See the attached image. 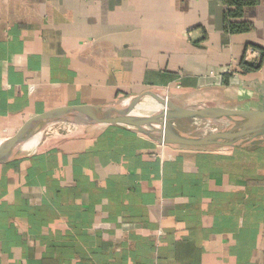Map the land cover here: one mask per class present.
I'll return each mask as SVG.
<instances>
[{
	"label": "crops",
	"instance_id": "1",
	"mask_svg": "<svg viewBox=\"0 0 264 264\" xmlns=\"http://www.w3.org/2000/svg\"><path fill=\"white\" fill-rule=\"evenodd\" d=\"M252 1V30L229 34L222 0H0V142L53 108L146 91L264 110V58L224 78L264 49ZM52 138L0 164V264H264V137L163 145L109 125Z\"/></svg>",
	"mask_w": 264,
	"mask_h": 264
},
{
	"label": "water",
	"instance_id": "2",
	"mask_svg": "<svg viewBox=\"0 0 264 264\" xmlns=\"http://www.w3.org/2000/svg\"><path fill=\"white\" fill-rule=\"evenodd\" d=\"M145 96L155 97L161 108L151 114L132 111ZM165 107V108H162ZM198 119L210 124L229 122L217 131L194 134L181 129L176 122ZM59 122L94 126H126L159 144L185 146H226L245 149L264 137V110H241L226 107H186L175 104L154 91L127 96L104 106L70 105L53 108L29 120L18 132L0 142V164H8L22 156L29 143H36L44 131Z\"/></svg>",
	"mask_w": 264,
	"mask_h": 264
},
{
	"label": "rangeland",
	"instance_id": "3",
	"mask_svg": "<svg viewBox=\"0 0 264 264\" xmlns=\"http://www.w3.org/2000/svg\"><path fill=\"white\" fill-rule=\"evenodd\" d=\"M164 93L166 95V92ZM156 105H157V100L155 97L145 96L144 98L141 99V101L138 104L133 106L132 111L137 114H151L157 110ZM228 123L229 122L227 121H220V122H217V124H210V123L198 120V119H183V120L177 121V125L181 129L189 133H194V134H207L213 131H217L219 129L226 127ZM74 126L75 125L72 126V123L70 122L56 123L51 126V129H52V130L50 129L51 131L48 129L47 131L43 132L42 138L51 136L53 137L52 139L54 140L60 137H64L66 135L78 133V131L74 129L75 128ZM52 131L54 133H51Z\"/></svg>",
	"mask_w": 264,
	"mask_h": 264
},
{
	"label": "trees",
	"instance_id": "4",
	"mask_svg": "<svg viewBox=\"0 0 264 264\" xmlns=\"http://www.w3.org/2000/svg\"><path fill=\"white\" fill-rule=\"evenodd\" d=\"M225 5L224 13V30L229 34L235 33H246L252 30V23L246 20H243V9L246 6L252 5L255 2L252 0H222ZM260 53L259 59L256 62H249L246 60H241L236 66L232 68V71L226 73L224 76L225 83L228 78L234 73H246L256 71L260 68L263 58H264V49L258 50Z\"/></svg>",
	"mask_w": 264,
	"mask_h": 264
},
{
	"label": "built area",
	"instance_id": "5",
	"mask_svg": "<svg viewBox=\"0 0 264 264\" xmlns=\"http://www.w3.org/2000/svg\"><path fill=\"white\" fill-rule=\"evenodd\" d=\"M260 56V53L258 50L249 48L245 50L243 60L249 61V62H256L258 61Z\"/></svg>",
	"mask_w": 264,
	"mask_h": 264
},
{
	"label": "bare ground",
	"instance_id": "6",
	"mask_svg": "<svg viewBox=\"0 0 264 264\" xmlns=\"http://www.w3.org/2000/svg\"><path fill=\"white\" fill-rule=\"evenodd\" d=\"M152 100V99H151ZM143 106H145V105H143ZM156 108L157 109H160L161 108V104L159 103V102H157V105H156ZM162 108H165V107H162ZM153 109V108H152ZM68 125H69V123H68ZM73 125H75L74 127V129L75 130H77L78 132H82V131H84V130H87V129H89V128H91L92 126H94V125H85V124H73L72 123V126ZM95 127V126H94ZM68 128V127H67ZM51 129V128H50ZM49 129V130H50ZM52 130V129H51ZM50 130V131H51ZM49 131V132H50ZM51 133H54L53 131L51 132ZM53 135V134H52ZM59 136V135H58ZM48 138V137H47ZM38 141V140H37ZM36 141V142H37ZM52 143H53V141H52ZM35 143L34 142H32V143H29V144H27L26 146H30V145H34ZM48 146V145H47Z\"/></svg>",
	"mask_w": 264,
	"mask_h": 264
}]
</instances>
